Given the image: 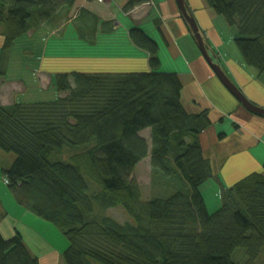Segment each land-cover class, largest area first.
<instances>
[{
  "label": "trees",
  "instance_id": "obj_1",
  "mask_svg": "<svg viewBox=\"0 0 264 264\" xmlns=\"http://www.w3.org/2000/svg\"><path fill=\"white\" fill-rule=\"evenodd\" d=\"M206 1L237 27L244 61L263 73L264 0ZM75 2L0 0V74L18 39L59 28ZM130 37L150 53L152 71L58 73L54 98L0 103V150L15 156L4 171L8 188L19 205L66 237L65 264H258L264 173L228 188L210 212L200 190L215 173L201 144L209 111L188 112L181 76L159 71L158 43L139 27ZM146 129L150 139L141 134ZM148 157L155 196L143 200L133 174ZM119 206L131 221L108 214ZM237 249L245 250L239 262L232 258ZM0 264L40 261L20 234L7 239L0 231Z\"/></svg>",
  "mask_w": 264,
  "mask_h": 264
},
{
  "label": "crops",
  "instance_id": "obj_2",
  "mask_svg": "<svg viewBox=\"0 0 264 264\" xmlns=\"http://www.w3.org/2000/svg\"><path fill=\"white\" fill-rule=\"evenodd\" d=\"M137 1L130 7V0H76L68 19L59 28L44 34L47 39L44 51L48 52L54 37L55 43L64 46L62 40L70 28L72 37L68 38V44L75 49V55L80 58L78 60L87 59L92 63L88 68L75 71L149 72L152 71L150 53L134 44L130 31L139 27L154 39L159 45V71L175 72L182 78V100L187 111H209L212 123L202 133L201 144L215 173L200 190L208 209L213 212L221 205L228 188L252 173H264V116L247 110L224 86L199 50L176 0ZM187 2L206 43L217 53L215 56L211 51L215 61L252 102L264 107V72L247 65L242 55L236 54L231 39L225 36L223 29H218L220 16L206 0ZM29 33L34 38L35 32ZM236 36L233 35L234 42ZM227 41H230L229 45ZM233 52L235 60L231 59ZM46 58L42 57L34 70L29 68L30 75L36 73L41 84V89L32 91L35 96L53 87L56 74L75 72L60 70L56 65L47 66ZM35 85L25 78L3 82L0 84V103L8 105L16 102L18 97L27 95L31 87L38 86ZM7 93L12 95L10 99ZM144 133H147L145 138L150 139L151 130L141 132L142 135ZM14 160L13 154L0 150V170L3 174ZM208 192L209 201L206 199ZM0 231L7 239L20 234L40 264H65L63 253L69 245L66 237L51 223L19 205L10 189L0 192Z\"/></svg>",
  "mask_w": 264,
  "mask_h": 264
},
{
  "label": "rangeland",
  "instance_id": "obj_3",
  "mask_svg": "<svg viewBox=\"0 0 264 264\" xmlns=\"http://www.w3.org/2000/svg\"><path fill=\"white\" fill-rule=\"evenodd\" d=\"M63 24V23H62ZM61 24V25H62ZM219 30L225 32V36L231 39L232 47L235 48L237 51L236 54L240 55V52L236 46V43L234 42V34L238 33L236 26H230L224 17H220L218 21ZM3 28V29H2ZM70 29V28H69ZM66 32L64 39V46H61L60 44L55 43L56 37L52 39L51 44L48 46V52L46 53L44 50L47 47V39L44 38V34H47V30H38L34 31V38L31 37L30 33L28 35L23 36L22 38L18 39L11 50V52L8 55V63L5 67L6 71L5 73L0 74V84L3 82H10L11 80H20L25 78L26 80H31L33 83H35L36 86L31 87L29 89V92L27 95H23L22 97H18L16 101H28V100H39V99H52L54 98V91L53 89H50L48 91H44L42 93L35 94L32 93L33 90H39L41 87L39 86L40 80L38 78V75L35 73L34 75H30L29 68L34 70V68L39 66L40 62L42 61V57L46 58V65L55 67H60V70H66V71H75V69H85L88 68L87 66L91 65V62H88L86 59L78 60V58L74 51L75 49L71 47L70 44H68L70 41L68 38H71L72 35V29ZM4 31V26L0 24V35ZM3 34V33H2ZM233 34V35H232ZM42 36V37H41ZM77 39V38H75ZM230 41H227L226 44L229 45ZM208 48L210 51V54L212 55V52H214L215 56L217 53L214 51V49L208 44ZM212 51V52H211ZM46 53V54H45ZM2 56V51L0 49V59ZM231 59L235 60V53H231ZM215 61V59H214ZM217 62V61H215ZM46 80V79H45ZM46 83V82H45ZM28 85L31 84V82L28 81ZM41 85V84H40ZM41 92V91H40ZM31 96V98H25V96ZM11 94L7 93V97L10 99L12 97ZM17 97V96H16ZM7 101V100H6ZM143 136H147V133H144ZM152 146V143L150 142V148ZM66 159H68L69 154L68 152L65 155ZM3 172L0 170V192H8L9 188L7 183L5 182V176H3ZM133 177L135 180L140 184L141 190H142V198L143 200H148L153 198L155 195L153 194L155 192L154 188V176L153 171L151 167V159L150 157L144 159L135 169V172L133 174ZM160 179H157V182H155L158 186L161 185L159 182ZM154 195V196H152ZM210 192L206 193V199L209 201ZM211 205V202L210 204ZM108 214L116 218L117 220L121 222H127L131 221V218L126 213V211L121 207L112 208L108 211ZM245 257V250L244 249H237L235 253L233 254L232 258L234 261H240ZM258 264H264V251L259 258Z\"/></svg>",
  "mask_w": 264,
  "mask_h": 264
},
{
  "label": "water",
  "instance_id": "obj_4",
  "mask_svg": "<svg viewBox=\"0 0 264 264\" xmlns=\"http://www.w3.org/2000/svg\"><path fill=\"white\" fill-rule=\"evenodd\" d=\"M178 6L180 8L181 14L192 33V36L201 51L202 55L209 63L213 71L216 73L218 78L224 84V86L233 94V96L250 112L264 116V107L257 105L256 103L252 102L244 92L233 82L230 76L225 72L222 66L214 61L213 55L210 54L209 48L205 41L204 35L200 29V26L192 13L189 9L187 0H176Z\"/></svg>",
  "mask_w": 264,
  "mask_h": 264
},
{
  "label": "built area",
  "instance_id": "obj_5",
  "mask_svg": "<svg viewBox=\"0 0 264 264\" xmlns=\"http://www.w3.org/2000/svg\"><path fill=\"white\" fill-rule=\"evenodd\" d=\"M99 1H104V0H99ZM6 182H7V180H6Z\"/></svg>",
  "mask_w": 264,
  "mask_h": 264
}]
</instances>
